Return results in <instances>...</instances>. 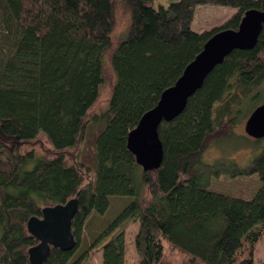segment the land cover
<instances>
[{"label":"trees","instance_id":"obj_1","mask_svg":"<svg viewBox=\"0 0 264 264\" xmlns=\"http://www.w3.org/2000/svg\"><path fill=\"white\" fill-rule=\"evenodd\" d=\"M123 2L130 22L117 36V0H0V264H31L29 250L40 240L29 219L71 199L79 202L76 244L51 246L42 264H89L98 250L102 264H125L130 221L139 222L137 264H255L264 239V147L245 166L206 162L203 153L260 105L264 25L254 47L228 54L183 111L160 124L159 168L144 170L127 141L206 41L237 29L264 0H177L158 8L154 0ZM199 5L237 10L198 32ZM92 124L102 128L84 159ZM221 173H257L261 186L252 198L210 189ZM127 196L113 219L92 228L94 214Z\"/></svg>","mask_w":264,"mask_h":264},{"label":"water","instance_id":"obj_2","mask_svg":"<svg viewBox=\"0 0 264 264\" xmlns=\"http://www.w3.org/2000/svg\"><path fill=\"white\" fill-rule=\"evenodd\" d=\"M263 25L264 9H250L243 15L237 29H224L213 34L176 82L163 91L157 105L141 117L129 132L127 144L144 170L157 169L163 162L164 147L158 131L163 120H171L183 111L189 97L228 54L235 49L254 47ZM245 131L254 138L264 137V103L251 112ZM78 208V200L71 199L66 204L44 208L41 218L29 219V231L40 240L29 250L31 264H42L49 257L51 246L65 250L75 246L72 220Z\"/></svg>","mask_w":264,"mask_h":264},{"label":"rangeland","instance_id":"obj_3","mask_svg":"<svg viewBox=\"0 0 264 264\" xmlns=\"http://www.w3.org/2000/svg\"><path fill=\"white\" fill-rule=\"evenodd\" d=\"M177 0H154L155 7H167L172 2ZM237 9L229 6L217 5H199L196 7L195 17L192 22V27L195 31L201 32L210 30L213 27L227 21ZM116 35L120 36L130 22V12L124 5L123 0H117L116 6ZM259 98L256 105L264 103V84L259 88ZM108 95V94H107ZM105 95V98L107 97ZM248 117L238 121L233 127V134L223 141L212 140L206 146L203 158L206 162L219 161L221 166L227 167L232 165V161H237L241 166L247 165L250 160L259 154L264 147V137L254 138L248 135L245 131V123ZM102 128V124H92L88 127L85 141L81 145L83 158L91 157L93 153V142L95 135ZM39 144L43 147L41 150H46L50 144L41 136ZM232 167V166H231ZM261 186V180L257 173L248 175L230 176L228 173H221L219 176H213L210 184V189L219 191L225 194L252 198L258 188ZM131 200L130 197H114L111 205L105 215L94 214L92 217V228L98 229L110 219H113ZM139 229L138 221H130L126 226V261L125 264H137L139 255L135 247V236ZM182 257V255L180 254ZM264 262V239L258 244L255 252V264H263ZM89 264H102V252L100 250L93 254Z\"/></svg>","mask_w":264,"mask_h":264}]
</instances>
